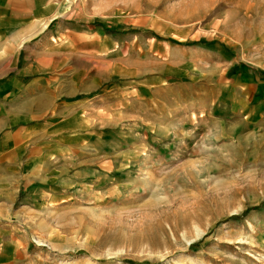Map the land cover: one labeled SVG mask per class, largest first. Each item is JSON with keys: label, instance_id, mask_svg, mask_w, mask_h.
Returning <instances> with one entry per match:
<instances>
[{"label": "rangeland", "instance_id": "374dc122", "mask_svg": "<svg viewBox=\"0 0 264 264\" xmlns=\"http://www.w3.org/2000/svg\"><path fill=\"white\" fill-rule=\"evenodd\" d=\"M62 1L86 122L0 156V264H264V0Z\"/></svg>", "mask_w": 264, "mask_h": 264}, {"label": "crops", "instance_id": "0c3cea01", "mask_svg": "<svg viewBox=\"0 0 264 264\" xmlns=\"http://www.w3.org/2000/svg\"><path fill=\"white\" fill-rule=\"evenodd\" d=\"M62 3L0 0V156L16 162L34 163V148L44 157L66 154L72 130L86 122L79 93L88 85L78 77L83 69L69 64L70 41L80 32L60 16ZM5 175L4 183H14L13 175ZM6 242L4 254L11 249Z\"/></svg>", "mask_w": 264, "mask_h": 264}]
</instances>
